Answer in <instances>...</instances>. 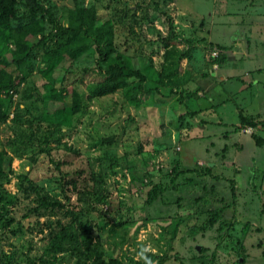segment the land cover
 <instances>
[{
	"label": "rangeland",
	"instance_id": "obj_1",
	"mask_svg": "<svg viewBox=\"0 0 264 264\" xmlns=\"http://www.w3.org/2000/svg\"><path fill=\"white\" fill-rule=\"evenodd\" d=\"M38 1L62 26L75 6H94L113 24L115 51L163 81L135 105L122 90L93 98L106 72L95 47L46 75V55L64 43L51 24L43 19L21 69L0 28V69L25 75L0 96V264H89L101 244L140 263L151 252L164 264H264V142L252 128L225 138L240 125L236 110L264 116V0ZM191 91L200 98L178 100ZM255 133L264 140V127ZM174 165L191 172L172 180ZM42 199L60 206L40 208Z\"/></svg>",
	"mask_w": 264,
	"mask_h": 264
},
{
	"label": "trees",
	"instance_id": "obj_2",
	"mask_svg": "<svg viewBox=\"0 0 264 264\" xmlns=\"http://www.w3.org/2000/svg\"><path fill=\"white\" fill-rule=\"evenodd\" d=\"M20 2L23 3L24 7L27 8V13L24 15H19V11L17 9ZM44 18L46 19L47 23L51 24V28L53 30L52 36L57 40L64 41L61 49H57L52 54L46 55V69L44 71V73L46 72V75H49V68L52 65H57L61 61H69L70 64H72L82 55L90 51L92 47H95L98 56L99 70H101L102 67L105 66L106 72L101 81L94 85H91V97H104L113 94L117 90H122L126 97V100L129 101L130 104L135 105L142 97V94H147L159 90L158 86L149 88V84L156 79L157 82L162 83V73H156L152 71L151 75H149V72L146 73L142 69L132 66L127 58L121 57V55L117 53L114 48L113 24L110 21L100 23L98 13L94 6H75L67 13V26H62L53 19L52 13L50 11L44 10L40 6L38 0H0V28L8 33V37L13 42L11 62L17 68L21 69L22 67L28 65L29 62L33 61V48L36 46V43H38V41H41V37L44 31ZM38 36H40L39 39H37ZM48 37L49 35L43 36V40L48 39ZM166 45H168V43H166ZM216 47L220 50L225 49L221 45H216ZM114 53L115 55L112 56V54ZM188 55L189 51L187 50L179 53L177 56L178 62ZM212 73H214V71ZM185 74L186 73L183 72L182 75L184 76ZM50 75H52V72L50 73ZM130 78H132L134 82L131 81L130 83H128V79ZM24 79L25 75H23L22 73L20 75H13L12 73L4 69H0V96H9V94L18 92L17 90L24 82ZM187 80L183 81L186 82ZM249 86H252V84H250ZM244 90H247V87ZM197 92L191 91V93H189L188 95L178 97V100L182 102L184 100H191L192 102V99L195 100L200 98L199 96H197ZM70 94L74 95L75 97L73 100V107L71 109V112L77 111L80 106V98L75 95L73 91ZM51 96H54V94H51ZM236 111L238 112L236 115L238 124L240 125H233V130L228 132L225 138H229V134L232 135L235 132H239L241 129L252 128L256 131L257 129L264 127V116H261L260 114H257L255 116L246 115L243 109H241V111ZM57 113L63 117V107L58 108ZM189 113L191 112L189 111ZM6 118L7 113L0 100V122L5 121ZM257 119L260 121L258 122ZM59 124H64L63 118L60 120ZM222 124L223 122L221 121L220 125ZM255 131L252 134V138L255 140L256 145H261L264 140L261 136L257 135ZM238 148H241L240 145H238ZM227 149L228 147L225 145L220 151H226ZM215 156L218 157V154H215ZM171 172L174 175L172 180H176L180 175L191 171H181L178 168V165H174ZM205 172L208 175L212 174L209 170H206ZM149 196V200H153L155 198H153L152 195ZM2 199L3 196L0 192L1 203ZM39 206L40 208L53 210L56 207L60 206V203H49L46 200L42 199ZM1 208V215L4 220H6V217L3 215L4 207L2 204ZM214 220L215 213L212 215L210 224H212ZM87 226L88 225L86 223L85 228H88ZM109 231L114 232L115 227H110ZM106 254L107 253H105L102 244L101 246L98 245L97 248L92 249L90 255L88 256V260L90 262L89 264H148V261H151L152 264H164L169 260V257H167L166 255H159L157 253L151 252L146 253L148 259L145 263L132 261L131 259H129L128 261H124L119 257L109 256V254H107V257Z\"/></svg>",
	"mask_w": 264,
	"mask_h": 264
},
{
	"label": "clouds",
	"instance_id": "obj_3",
	"mask_svg": "<svg viewBox=\"0 0 264 264\" xmlns=\"http://www.w3.org/2000/svg\"><path fill=\"white\" fill-rule=\"evenodd\" d=\"M140 255L143 256V251H141ZM148 264H152V262L148 261Z\"/></svg>",
	"mask_w": 264,
	"mask_h": 264
},
{
	"label": "crops",
	"instance_id": "obj_4",
	"mask_svg": "<svg viewBox=\"0 0 264 264\" xmlns=\"http://www.w3.org/2000/svg\"><path fill=\"white\" fill-rule=\"evenodd\" d=\"M211 72H212V71H211ZM254 75H255V74H254ZM254 75H253V76H254ZM253 78H255V77H253ZM253 78H251V79L253 80ZM257 82L259 83V79H257ZM242 91H244V89H243ZM249 129H250V128H249Z\"/></svg>",
	"mask_w": 264,
	"mask_h": 264
},
{
	"label": "water",
	"instance_id": "obj_5",
	"mask_svg": "<svg viewBox=\"0 0 264 264\" xmlns=\"http://www.w3.org/2000/svg\"><path fill=\"white\" fill-rule=\"evenodd\" d=\"M200 247L199 246H196V250L199 251Z\"/></svg>",
	"mask_w": 264,
	"mask_h": 264
}]
</instances>
